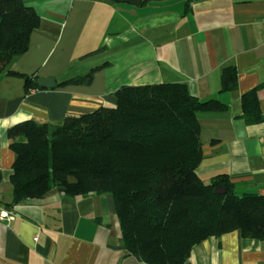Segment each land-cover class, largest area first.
<instances>
[{
	"label": "crops",
	"instance_id": "obj_1",
	"mask_svg": "<svg viewBox=\"0 0 264 264\" xmlns=\"http://www.w3.org/2000/svg\"><path fill=\"white\" fill-rule=\"evenodd\" d=\"M41 17L29 50L7 71L53 78L54 89L27 91L21 77L0 76V196L17 214L0 224V264H146L122 241L111 194L67 195L57 187L40 199L16 201L11 183L17 156L8 132L27 121L62 122L117 106L124 86L185 84L201 102L204 182L226 175L238 196H264V121L244 118V94L260 87L264 118V0H24ZM102 67L91 85L60 84ZM228 68L238 88L221 92ZM70 183H76L74 178ZM185 264H264V241L239 231L211 237Z\"/></svg>",
	"mask_w": 264,
	"mask_h": 264
},
{
	"label": "trees",
	"instance_id": "obj_2",
	"mask_svg": "<svg viewBox=\"0 0 264 264\" xmlns=\"http://www.w3.org/2000/svg\"><path fill=\"white\" fill-rule=\"evenodd\" d=\"M40 23L24 0H0V76L29 50ZM100 70L59 87L89 86ZM7 72L24 79L28 92L45 90L35 74ZM237 88L236 69L224 70L221 92ZM259 88L242 98L250 123L264 121ZM115 95L114 109L9 130L16 201L40 199L57 187L72 197L111 194L124 246L146 264H185L198 243L235 231L264 241V196H238L228 176L204 182L197 174L203 159L198 114L224 109L219 100L201 102L185 84L124 86ZM218 188L225 193H215Z\"/></svg>",
	"mask_w": 264,
	"mask_h": 264
},
{
	"label": "built area",
	"instance_id": "obj_3",
	"mask_svg": "<svg viewBox=\"0 0 264 264\" xmlns=\"http://www.w3.org/2000/svg\"><path fill=\"white\" fill-rule=\"evenodd\" d=\"M16 217L17 214L14 208L6 205L0 196V224L10 225Z\"/></svg>",
	"mask_w": 264,
	"mask_h": 264
},
{
	"label": "water",
	"instance_id": "obj_4",
	"mask_svg": "<svg viewBox=\"0 0 264 264\" xmlns=\"http://www.w3.org/2000/svg\"><path fill=\"white\" fill-rule=\"evenodd\" d=\"M119 1H124L134 6H139L141 4V0H119ZM37 82L44 89H54L57 87V82L53 78H49V79L40 78L38 79ZM215 193L222 194V193H225V190L218 188L215 190Z\"/></svg>",
	"mask_w": 264,
	"mask_h": 264
}]
</instances>
